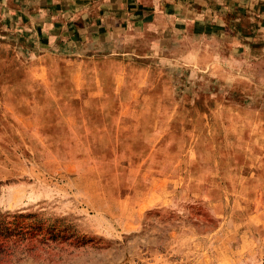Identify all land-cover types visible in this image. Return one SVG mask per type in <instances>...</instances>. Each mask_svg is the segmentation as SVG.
I'll return each mask as SVG.
<instances>
[{"label":"rangeland","instance_id":"1","mask_svg":"<svg viewBox=\"0 0 264 264\" xmlns=\"http://www.w3.org/2000/svg\"><path fill=\"white\" fill-rule=\"evenodd\" d=\"M161 17L0 26V264H264V49Z\"/></svg>","mask_w":264,"mask_h":264},{"label":"crops","instance_id":"2","mask_svg":"<svg viewBox=\"0 0 264 264\" xmlns=\"http://www.w3.org/2000/svg\"><path fill=\"white\" fill-rule=\"evenodd\" d=\"M157 15L248 53L264 49V0H0V26L14 27L33 46L69 54Z\"/></svg>","mask_w":264,"mask_h":264}]
</instances>
